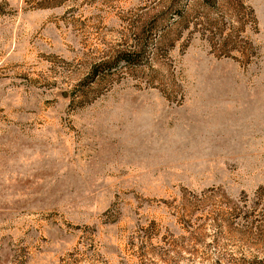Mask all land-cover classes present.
<instances>
[{"label": "rangeland", "instance_id": "374dc122", "mask_svg": "<svg viewBox=\"0 0 264 264\" xmlns=\"http://www.w3.org/2000/svg\"><path fill=\"white\" fill-rule=\"evenodd\" d=\"M0 264H264V0H0Z\"/></svg>", "mask_w": 264, "mask_h": 264}, {"label": "trees", "instance_id": "16d2710c", "mask_svg": "<svg viewBox=\"0 0 264 264\" xmlns=\"http://www.w3.org/2000/svg\"><path fill=\"white\" fill-rule=\"evenodd\" d=\"M125 61H129V59H124Z\"/></svg>", "mask_w": 264, "mask_h": 264}]
</instances>
